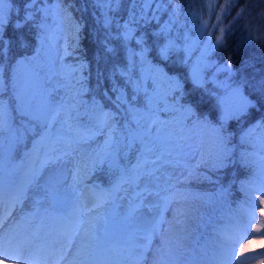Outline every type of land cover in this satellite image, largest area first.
<instances>
[{"label": "rangeland", "instance_id": "obj_1", "mask_svg": "<svg viewBox=\"0 0 264 264\" xmlns=\"http://www.w3.org/2000/svg\"><path fill=\"white\" fill-rule=\"evenodd\" d=\"M154 3L157 2L154 1ZM59 15L56 12L48 22H43L45 27L42 28V31L37 32V34H40L38 36L39 47L32 56H15L7 63L9 65L12 62L11 68L15 69L14 60L25 59L26 62L23 68L20 69L19 74L10 71L9 66H3V97L6 101L9 100L13 88L22 86L26 87L37 100L44 99L57 106L63 103L66 108L68 105H78L79 115L86 112L91 116L90 106L92 100L89 101V99H93L90 96L93 92L90 93L91 90L85 92L82 89L84 87L83 85L81 87L80 83L84 78H82L81 73L78 82H74L77 88L72 86L71 79L72 75L76 74L78 70V61L68 59V51L72 48V44L68 42V38L71 36L70 28L64 21H61L62 18ZM199 38V35L184 37V43L181 47L182 52L185 53L184 64L190 66L189 73L192 79L194 71L199 72V85L211 84L213 87L217 86V90L211 91L212 94L217 98L224 97L231 88L236 87L237 83L232 82L231 74L221 70L223 66L217 61L216 48L210 42V39L207 38L200 45ZM172 51L175 53L177 49L172 48ZM176 58L178 62V56ZM140 68L141 65H139L138 70ZM210 77L212 80L209 79ZM129 79L131 81V78ZM139 80V77L136 80L132 79V86L130 83L129 86L137 87V81ZM115 82L119 87L128 85L126 81L118 82L116 80ZM170 86L162 77H157L151 84L145 81L141 86L142 93L146 94L151 91L146 101H136L137 93L134 100L131 99L133 92L124 93L129 97V103L141 112L147 113L146 105L149 102L151 103L152 110L149 114L153 121L150 125L153 135L159 134L163 140L171 143L192 146L191 151L186 149L187 154L182 161L184 166L169 169V175L171 178H175L174 180L171 179L172 182L179 180L189 185L194 181L202 180L203 177L211 176L209 173L204 174L202 170L208 167L201 162L202 157L207 159L211 154V152L205 151L208 148H204V141L201 137V132L205 133L207 130L205 126H207L209 120L206 119V123L203 124L200 120L192 118L179 109L173 101V96H175L173 92L168 93L166 91ZM110 94L115 99V94L113 92H110ZM207 94L211 95L210 92ZM94 98L101 103L102 97L95 96ZM179 104L183 103L179 101ZM105 109L111 110L107 107ZM113 110V112L116 111L115 107H113ZM222 115L221 108L218 119L224 123L221 120ZM11 116L14 127H19L21 123H27V118L17 111H12ZM123 116L124 111L121 109L118 113V120L122 119ZM165 116H167V119ZM196 117H198L197 112ZM229 120L225 124H228ZM81 123L82 121L78 122L75 119L73 127L80 132H84ZM89 123L85 125H89ZM114 127L120 130L119 123ZM203 127H205V130ZM29 135L25 134L23 141L28 140L26 144L28 142L33 144L34 137ZM254 137L253 147H256L257 152H252L250 149H242L241 152L247 153L245 162L248 161V164L251 165L250 170L258 175L259 182L248 183L245 187H242L243 194L248 200L246 204L241 203L244 212L239 221L235 219L224 220L223 217H218L212 228L215 232H227L230 235L229 238L235 241L247 227L248 215L254 214L255 219L250 225L251 234L239 240L238 247L235 249V256L237 261H245V264H264V255H261V253H264V227H261L264 216L260 213V209H264V204H259L254 209L251 203L253 200L259 202L261 197L264 196V139L260 134ZM110 138L116 139V133H111L110 136L96 133L92 138H87L85 133V139L80 144L78 152L58 170L62 172L63 176L68 177L67 182L69 185L73 184L69 173L76 175L79 181L76 185L77 191L81 193L78 199L72 203L58 202L57 207L61 208L62 212L49 210L45 213L41 209L39 216L36 217L37 209L34 200L40 199V197L36 194L34 188L29 189L18 202L15 199L18 185H11L10 180H23L31 170L27 154L32 152V146L22 160L12 162V167L9 166L7 159L5 160L0 220H7L4 222L6 228L9 233L17 237V242L7 247L12 250L14 257L17 255V246H22L25 249L24 260L35 261L37 264H52L54 259L50 254L52 247L59 248L63 246L67 248L64 232L75 227L82 229L84 224L89 221V228L94 233L107 238V243L98 249L91 258V264H162V262L163 264H216L219 258V246L212 247L208 245L197 250L191 249L190 252L184 255L186 246H184V241L182 242L179 236L182 220L192 214V209H196V207L203 208V211L211 209L207 204H202L194 197L196 192L194 187H183L190 197L189 200L183 202L178 201L180 194L176 190L168 192L166 203L155 201L149 197L148 200L144 201L147 207L142 208L137 213L139 216L123 226L119 221L121 218H117L112 214L117 211V215H121L122 212L128 211V208L132 207V204L135 203L134 196H132L135 188H131L128 194L115 192V198L110 199L99 183L82 184L85 180L84 174L87 168L93 167L92 165L95 163H101L98 161H106L105 142ZM229 138L231 139V136ZM35 139H39V137H35ZM19 144L16 146H19ZM228 145H230L229 139ZM213 147V141H210L209 148ZM5 151L7 152V145ZM122 159L124 160L123 163H121ZM118 160L121 166L128 162L132 163L134 161L133 153L129 151L126 158H118ZM222 169L223 167L215 169V171ZM47 171L45 169V172ZM149 200L152 203H149ZM136 206L139 207V205ZM85 207H87V210ZM90 209L96 211L93 218L88 217ZM149 219L150 223L147 224ZM138 220L142 222L139 229L126 231L128 228H134L130 224L139 222ZM145 234L151 237V242L147 250L144 251L143 256L140 257L136 245L142 243L140 237ZM80 235L83 237L82 233ZM107 245H111V247L109 252L105 253V246ZM74 258H76L75 248L69 251L68 260ZM62 264H67V261H63Z\"/></svg>", "mask_w": 264, "mask_h": 264}, {"label": "trees", "instance_id": "obj_2", "mask_svg": "<svg viewBox=\"0 0 264 264\" xmlns=\"http://www.w3.org/2000/svg\"><path fill=\"white\" fill-rule=\"evenodd\" d=\"M20 2L21 0H14L13 6L19 7ZM40 6H48L52 8V12L46 20L38 19V23L48 22L53 14L58 12L62 18L61 21H64L70 28L71 36L68 42L72 44V48L67 56L70 61H78L77 75L73 74V80L71 79L72 86H76L74 82H78L82 74L84 78L80 83L81 87L82 85L84 87L82 89L85 92L91 90L92 98L101 97L99 95L101 91L111 88V83L107 78L111 76L114 82L116 80L126 81L128 85L120 87L129 94L133 92L131 83V86L128 83L129 78L132 81L139 77L137 87L140 92H137L136 101H146L151 91L143 94L141 86L145 81L151 84L157 77H160L154 71V68H160L168 76L179 80L183 95L180 96L173 91L172 85L166 91L173 92L183 104L186 101L197 100L198 120L203 124L206 123V119L209 120L210 124L207 123L205 126L206 132H201L204 148H208L205 151L214 150V147L209 148L210 141H213L210 126L219 128L228 137L230 144L228 146L232 149V157H230L232 163L220 171H215L211 167L203 169L204 174L209 173L211 176L203 177L202 180L194 181L189 185L179 180L173 182L174 187H194L196 191L194 197L211 208L203 211V208L196 207L192 209V214L182 220L179 233L182 242L184 241L185 246L207 241L218 242L219 237L212 228L217 218L238 220L244 212L241 203L246 204L248 200L243 194L242 184L245 187L248 183L259 182L258 175L250 170L251 165L248 161L241 162L237 153L242 149L257 152L256 147H253L254 136L260 134L264 139V128L257 129L251 138V143L241 144L240 137L257 123L264 124V108L260 107L257 93L249 87H244V94L253 100L257 107L249 108L238 119L229 120L228 124L224 122L221 128L222 122L218 119L221 106L218 105L217 97L212 94L214 90H217V86L193 84L189 73L190 66L184 64L185 53L182 52L181 47L185 36L199 35L200 45L207 38H211L210 42L216 48L217 61L223 67L230 62L232 82L238 84L244 80L256 81L264 78V0H150L146 8L142 3L133 5L131 0H119V3L112 4L111 10L107 12V16L112 21L107 28L104 26L102 9L96 6L93 0H70V2L62 0L58 5L57 0H47L46 5L41 4ZM142 8L146 13V19L140 18ZM132 14L136 15L138 23L130 25L132 38L124 40L123 28L118 25L125 24ZM12 19L14 17L9 16V20ZM39 31H42V28H35L28 33V47L23 49L15 46L8 47L6 57L0 63L4 67H10L13 63L9 65L7 63L13 57L32 56L39 47L38 36L40 34H37ZM14 35V30L6 23L2 33L6 46ZM221 36L222 42L217 45L216 40ZM169 44L172 47L169 48L167 57H160L158 50ZM172 48L177 51L173 53ZM106 49H111V51ZM142 49H146L144 53L146 63H141L140 60ZM176 56L179 58L178 62ZM139 65L141 68L138 70ZM98 72L103 73L104 77L101 78L99 84L97 83ZM120 72H124L125 76H121ZM209 79L212 80L211 77ZM163 80L167 81L164 78ZM110 92L108 91V96L114 101ZM209 92L211 95L207 94ZM91 100L93 99H89ZM101 104L104 108L107 107L114 111L113 104L108 100L102 98ZM85 113L80 114L76 120L89 123V114L85 115ZM165 118L167 119V116ZM31 135L33 134L29 136ZM26 142L22 141L19 147L22 148L29 143L26 144ZM123 162L122 159L121 163ZM92 166L86 170L87 180L105 182L117 174L115 169L109 168L107 162L95 163ZM189 199L188 192H186L181 201Z\"/></svg>", "mask_w": 264, "mask_h": 264}, {"label": "snow or ice", "instance_id": "obj_3", "mask_svg": "<svg viewBox=\"0 0 264 264\" xmlns=\"http://www.w3.org/2000/svg\"><path fill=\"white\" fill-rule=\"evenodd\" d=\"M61 2L62 0H57V5ZM131 2L133 5L142 3L145 8L150 4V0H131ZM93 3L102 9L104 26L107 28L112 23L107 16V12L111 10L110 6L118 4L119 0H93ZM13 4L14 0H0V61L6 57L8 47L15 46L21 49L28 47V33L35 28L45 27L43 22L38 23L37 21L38 19L46 20L52 12V8L40 6L41 4L46 5L47 0H21L19 7H14ZM139 15L141 19H146L144 8L140 10ZM9 16L14 17V19L10 21ZM6 23L15 32V35L8 42V46L2 38ZM135 23H138V20L136 15L132 14L125 24L118 25V27L123 28L122 37L124 40L132 38L130 25ZM221 42L222 36L217 38L216 44L219 45ZM138 43L140 42L138 41ZM171 47L169 44L159 49L158 55L166 58ZM106 50L111 51V49ZM145 52L146 49L141 50V63H146L144 60ZM132 55L136 54L132 53ZM25 62V59H15L16 67L12 69L10 66V71L19 74ZM221 70L232 74L230 62L225 64ZM3 71V64L0 63V199L3 197L5 160L7 159L9 166L12 167V152L16 145L23 141L25 134H33L34 136L32 152L27 154L31 170L23 180H10V182L13 185H18L15 196L17 202L29 189H35L36 194L40 197V199L34 200L37 209L35 216L38 217L41 209L45 213L49 210L62 212L63 210L57 207L58 202L72 203L81 195L77 191L76 185L79 181L76 175L69 173L73 180V184L69 185L67 182L68 177L63 176L62 172L58 170L78 152L80 144L85 139V133L87 138H92L96 133L109 136L111 133H116V139L110 138L105 142L106 161L98 162H107L109 168L115 169L119 175V180L111 191L128 194L131 188L136 189L133 193L135 203L130 208L129 216H134L142 208H146L144 201L148 200L149 197L158 202H167L168 185L171 183L169 169L184 166L182 161L187 154L186 149L191 151L192 146L171 143L163 140L159 134H152L150 125L153 121L149 114L152 110L150 102L146 105L147 113L134 108L129 103V97L125 95L122 88L109 76L107 78L111 83V88L101 91L99 95L113 104L116 111L106 110L100 101L93 98L90 106L92 115L88 117L90 123L89 125H82L84 132H80L73 127L74 120L79 116L78 105H68L66 108L63 103L57 106L44 99L37 100L26 87L22 86L14 87L10 99L6 101L3 97ZM154 71L173 86V91L180 96L183 95L178 79L168 76L163 69L154 68ZM119 74L125 76L124 72ZM97 77V83L99 84L101 78H104L103 73L98 72ZM128 83H131V81L128 80ZM199 83V72L194 71L193 84ZM244 87H249L257 93L260 107L264 108V78L256 81H240L224 97L217 98L218 105L222 108V121L226 122L233 118L238 119L249 108L257 107L256 103L244 94ZM108 91L115 93L114 101L108 96ZM138 91V87L133 88L131 99H135ZM173 101L179 109L192 118L198 119L196 117L197 100L179 104L177 97L173 96ZM121 109L124 111V116L118 120V113ZM12 111H17L26 117L27 123H21L19 127H14L11 116ZM117 123L120 124V130L114 127ZM210 127L213 132L214 150L207 159L202 157L201 162L212 169L226 167L229 163H232V159H230L232 149L228 146V137L219 128ZM222 127L223 123L221 124ZM260 128H264V124L257 123L244 132L240 137L241 144L251 143V138ZM35 137H39V139H35ZM6 145L7 152L5 151ZM129 151L133 153L135 163L128 162L121 166L118 158H126ZM237 156L241 162H244L247 153L239 152ZM45 169L48 171L45 172ZM242 187H244L243 184ZM149 203H152V201L149 200ZM251 203L254 209L257 208L259 204H264V196L261 197L259 202L253 200ZM136 205H139V207ZM260 213L264 216V209H260ZM254 219V214L248 215L247 227L235 241L231 240L227 234H221L219 258L216 264H245V261L236 260L235 249L238 247L240 239L251 234L250 225ZM261 227H264V222H262ZM81 231H83V237L80 235ZM64 237L67 241V248L63 246L59 248L52 247L50 253L54 257L52 264H62L63 261H67V264H91V258L95 255V252L107 243L105 236L94 233L91 228L88 230L80 227L70 228L64 232ZM140 239L142 243L136 245V249H139L138 255L142 257L144 251L150 245L151 237L145 234ZM16 242L17 237L9 233L3 220H0V248L12 246ZM73 248L76 250V258L68 260L69 251ZM16 251L17 264H37L35 261L24 260L25 249L22 246H17ZM261 255H264V253H261Z\"/></svg>", "mask_w": 264, "mask_h": 264}, {"label": "bare ground", "instance_id": "obj_4", "mask_svg": "<svg viewBox=\"0 0 264 264\" xmlns=\"http://www.w3.org/2000/svg\"><path fill=\"white\" fill-rule=\"evenodd\" d=\"M87 207H85V209H86ZM89 209V208H88ZM87 210V209H86ZM96 211H89V214H88V217H94L93 216V214L95 213ZM95 215V214H94ZM84 221H85V218H84ZM9 223H10V221H9ZM89 221L88 222H86L85 224H84V226H83V228L82 229H84V230H88L89 229V227H90V225H89ZM7 225V224H6ZM9 225V224H8ZM81 233H82V236H83V231H81ZM0 249H2V250H0V264H17V261H16V259H15V257H14V255L12 254V250L11 249H9V248H7V247H5V248H0Z\"/></svg>", "mask_w": 264, "mask_h": 264}]
</instances>
